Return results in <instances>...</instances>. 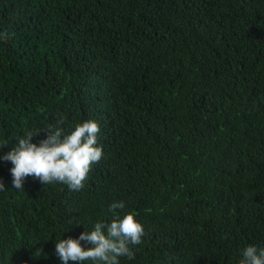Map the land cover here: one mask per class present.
Masks as SVG:
<instances>
[{
  "label": "trees",
  "instance_id": "trees-1",
  "mask_svg": "<svg viewBox=\"0 0 264 264\" xmlns=\"http://www.w3.org/2000/svg\"><path fill=\"white\" fill-rule=\"evenodd\" d=\"M88 119L104 155L79 191L11 189L0 160V264H59L66 227L120 200L145 226L121 264H238L264 245V0H0L3 151Z\"/></svg>",
  "mask_w": 264,
  "mask_h": 264
},
{
  "label": "clouds",
  "instance_id": "clouds-1",
  "mask_svg": "<svg viewBox=\"0 0 264 264\" xmlns=\"http://www.w3.org/2000/svg\"><path fill=\"white\" fill-rule=\"evenodd\" d=\"M45 130L47 135L38 143L33 137ZM40 131L29 130L16 139L9 151H3L9 143L0 140V160L11 163V189L24 190L25 180L33 177L44 186L60 183L69 191L83 188L93 165L104 155L99 144L101 127L94 119L77 123L66 131L58 122ZM9 189L0 179V191ZM126 205L123 200L108 206L110 221H97L91 229L78 237L64 233L55 240V254L59 264H121V257L134 259L133 246L139 245L145 235V226L135 212L121 214ZM78 223V222H76ZM79 224V223H78ZM48 240V239H47ZM46 241V240H45ZM40 257L44 256L42 248ZM36 249V250H37ZM36 250L33 253L37 258ZM28 264V261H25ZM238 264H264V245L249 244L242 249Z\"/></svg>",
  "mask_w": 264,
  "mask_h": 264
},
{
  "label": "bare ground",
  "instance_id": "bare-ground-1",
  "mask_svg": "<svg viewBox=\"0 0 264 264\" xmlns=\"http://www.w3.org/2000/svg\"><path fill=\"white\" fill-rule=\"evenodd\" d=\"M8 148V147H7ZM26 187V186H25ZM30 187V186H29Z\"/></svg>",
  "mask_w": 264,
  "mask_h": 264
}]
</instances>
